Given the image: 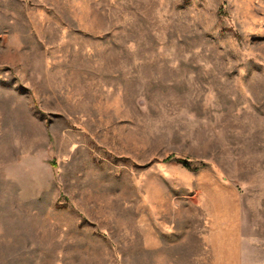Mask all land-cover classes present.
I'll return each instance as SVG.
<instances>
[{
    "label": "rangeland",
    "instance_id": "1",
    "mask_svg": "<svg viewBox=\"0 0 264 264\" xmlns=\"http://www.w3.org/2000/svg\"><path fill=\"white\" fill-rule=\"evenodd\" d=\"M0 264H264V0H0Z\"/></svg>",
    "mask_w": 264,
    "mask_h": 264
},
{
    "label": "trees",
    "instance_id": "2",
    "mask_svg": "<svg viewBox=\"0 0 264 264\" xmlns=\"http://www.w3.org/2000/svg\"><path fill=\"white\" fill-rule=\"evenodd\" d=\"M174 158L173 157H169L167 158L165 161L169 162V161H172ZM176 162L180 163V164H183L185 167L189 168V164L187 161L183 160V159H176L175 160Z\"/></svg>",
    "mask_w": 264,
    "mask_h": 264
}]
</instances>
